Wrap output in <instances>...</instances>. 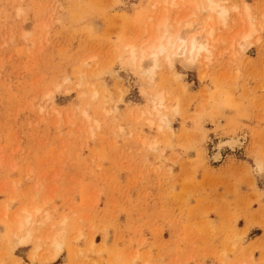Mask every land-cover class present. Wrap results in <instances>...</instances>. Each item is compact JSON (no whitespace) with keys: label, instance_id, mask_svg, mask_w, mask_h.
<instances>
[{"label":"rangeland","instance_id":"1","mask_svg":"<svg viewBox=\"0 0 264 264\" xmlns=\"http://www.w3.org/2000/svg\"><path fill=\"white\" fill-rule=\"evenodd\" d=\"M158 1L0 0V264H264V0H229L259 46L233 50L231 24L211 63L149 80L118 57L155 34ZM161 92L171 131L149 125Z\"/></svg>","mask_w":264,"mask_h":264},{"label":"bare ground","instance_id":"2","mask_svg":"<svg viewBox=\"0 0 264 264\" xmlns=\"http://www.w3.org/2000/svg\"><path fill=\"white\" fill-rule=\"evenodd\" d=\"M159 11L155 34L147 43L140 46L128 45L118 59L135 69L141 76L151 80L163 66L173 69L176 62H185L187 65L211 63L215 58L218 44L221 42L218 32L221 28H229L231 24L241 25V32L235 35L231 41L232 49L245 54L253 47L260 45L259 28L253 9L249 4H232L229 0H159L153 8ZM185 11L181 19H173L172 13ZM238 43L235 45V43ZM98 93H94L96 98ZM169 96L158 93L153 102V113L149 121L150 127L158 122L159 130L171 131L165 112L172 111L168 102ZM177 112V110H174ZM84 115L90 120L89 115ZM99 122H96L97 129ZM92 130V129H91ZM244 139L229 138L219 142L212 154L213 163H221L227 151L240 150L244 145ZM35 214L40 209L34 210ZM25 220L19 218L17 232L14 237L18 246H26L32 237L29 227L35 225L33 215L24 210ZM46 220L50 221L49 216ZM23 235V236H21ZM55 254L50 257V263L56 260L63 249V243L56 238L52 243ZM38 250L40 247L37 248ZM136 257H133L135 259ZM33 260L34 256H33Z\"/></svg>","mask_w":264,"mask_h":264}]
</instances>
